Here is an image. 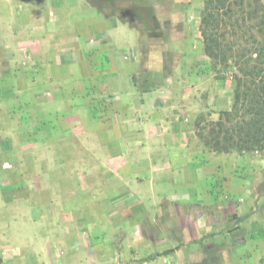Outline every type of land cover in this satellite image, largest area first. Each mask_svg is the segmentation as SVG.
Masks as SVG:
<instances>
[{"label": "crops", "instance_id": "obj_1", "mask_svg": "<svg viewBox=\"0 0 264 264\" xmlns=\"http://www.w3.org/2000/svg\"><path fill=\"white\" fill-rule=\"evenodd\" d=\"M165 1L114 0L149 8L151 19L132 27L87 0H0V156L18 146L27 156L16 167L0 162L2 201L52 198L35 210L36 221L49 220L66 182L63 199L74 205L66 219L75 233L67 226L46 238L42 264L264 257V191L256 184L264 159L211 152L199 141L195 122L218 120L221 111L201 112L220 92L213 85L204 96L202 51L188 55L187 68L179 54L168 69L163 29L183 33L188 20L185 7ZM4 254L0 263L11 258Z\"/></svg>", "mask_w": 264, "mask_h": 264}, {"label": "trees", "instance_id": "obj_2", "mask_svg": "<svg viewBox=\"0 0 264 264\" xmlns=\"http://www.w3.org/2000/svg\"><path fill=\"white\" fill-rule=\"evenodd\" d=\"M87 2L111 19L114 0ZM128 12L135 14L136 9ZM118 20L135 27L144 19L123 15ZM199 33L213 65L226 73L233 70L231 107L216 121L197 118L199 141L219 154L264 152V0H205Z\"/></svg>", "mask_w": 264, "mask_h": 264}, {"label": "rangeland", "instance_id": "obj_3", "mask_svg": "<svg viewBox=\"0 0 264 264\" xmlns=\"http://www.w3.org/2000/svg\"><path fill=\"white\" fill-rule=\"evenodd\" d=\"M204 1L205 0L165 1L166 3H170L172 6L176 5L177 7H185V13L187 14L188 20L187 28L181 29L183 33H180V29L176 28L167 27L163 29L166 36L168 37V44L166 45L165 53H167V57H171V60L168 61L170 63L168 69H173V64L175 63L174 59H176L179 54L182 55L181 61L183 65L187 68L188 55L194 53L199 54L202 51L203 56L202 58L198 59L197 63H199L200 65V71L203 70V72H205L204 96L205 98L209 96L210 89L213 85L214 88L217 86L220 93L218 94V96L216 95V102L212 103V105H210L207 101L204 103V109L201 113L205 114L209 112L217 114L218 112L223 111L224 107H231L233 80L231 78L230 73H232L233 70H230L226 73L222 68L215 67L213 63L209 59H207L203 52L202 42H199L201 41V37L199 36L198 27L199 16L201 10L204 7ZM131 9H136L135 14L128 12ZM148 9L149 8L137 6L119 7L115 5L110 6L108 14L115 18H118L123 15L137 16L147 21V19H151L150 12ZM179 17L180 15H176V13H173L171 19L177 20L179 19ZM229 108H227L226 110H228ZM18 147L16 150H13V154H8L7 157L0 156V162L5 160L16 167V164L19 165L22 159L27 160V156H25L23 153L24 150L22 152L21 147ZM29 151L31 154L41 153L31 149H29ZM248 154L254 158L259 157L261 160L264 159V154L260 152ZM33 163L35 164H33L32 166H35L37 164H43L44 162ZM52 163H55L53 157L52 160L48 161V163L46 164L49 165ZM262 169L264 170V168ZM12 171L13 170H11V172ZM14 172L15 171H13V173ZM2 173L3 172H0V178L2 177ZM60 173L62 175L65 174L64 172H59L58 174L61 175ZM21 174L15 173L16 176ZM258 178L260 179L256 180V184L259 185L260 190L264 191V172L261 174V177ZM1 190L2 187L0 184V256L3 255V253L5 252V254H10L11 258L9 262L6 261L0 264H42V259L47 258V253H44L42 249V242L44 243L46 238L50 240L52 239V235H61L62 233H64V228H66L67 226H69L71 231L75 233V226H73L72 222L69 220V217L66 219V216H69V212L74 211L73 203L70 202L69 199H63V193L70 190V186L67 185L66 182H62V184L58 186L60 204L56 205V203L54 202L53 205L55 210L57 209L58 211L57 216H54L52 219L44 221H36V219H34L36 215L35 210L44 206L48 208L49 205L45 202H48L52 198L50 199L44 196V203H40L38 199L32 198L31 201L27 203L20 202L5 205L2 201L3 198ZM263 259L264 257L259 261L260 264H262Z\"/></svg>", "mask_w": 264, "mask_h": 264}]
</instances>
